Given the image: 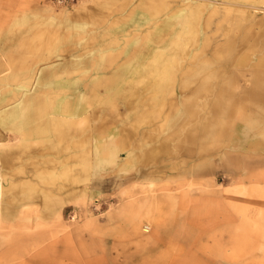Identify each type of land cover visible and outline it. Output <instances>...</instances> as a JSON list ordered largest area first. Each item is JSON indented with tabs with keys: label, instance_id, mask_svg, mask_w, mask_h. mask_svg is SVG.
I'll return each mask as SVG.
<instances>
[{
	"label": "rangeland",
	"instance_id": "1",
	"mask_svg": "<svg viewBox=\"0 0 264 264\" xmlns=\"http://www.w3.org/2000/svg\"><path fill=\"white\" fill-rule=\"evenodd\" d=\"M260 1L0 0V110L23 103L32 117L31 71L11 50L15 20L55 46L37 57L39 76L47 61L60 64L102 41L112 43L93 58L116 56L108 70L124 52L140 57L152 47L155 65L178 62V91L164 96L150 80L158 68L112 84L111 73L87 63L58 71L54 77L74 76L81 85L103 79L98 95L79 93L91 101L74 119L84 130L79 149L67 150L53 132L34 138L0 128L9 229L0 264H264V100L255 82L264 77ZM171 25L182 30L176 42L149 44L158 28L165 33ZM136 77L142 88H133ZM203 84L196 109L183 114Z\"/></svg>",
	"mask_w": 264,
	"mask_h": 264
},
{
	"label": "bare ground",
	"instance_id": "2",
	"mask_svg": "<svg viewBox=\"0 0 264 264\" xmlns=\"http://www.w3.org/2000/svg\"><path fill=\"white\" fill-rule=\"evenodd\" d=\"M225 1H227V0H225ZM260 2H258V3H260ZM238 6H236V7H238ZM243 7H245V6H243ZM244 9H247V8H244ZM104 17H105V15H104ZM14 23H15V25H14ZM22 25H23V23H20L18 20H15L13 22L14 27H12L13 28L12 33H13L14 38H11L12 41H10V42H11L12 46L11 45L10 46H11L12 51H14V52L16 51V53H18L20 55H24V58L22 59V63H23L22 65H24V67H25L24 70H28V71L30 70L31 71V76L33 78L32 89L30 90L32 93L26 95V100L29 99V103H27V105H30L29 109L31 111L32 116L36 120L38 119V122L36 124V128L34 129V131L39 135H45V134H51L52 135V132H53L55 137L57 138V140H59L60 142L61 141L64 142L67 150H70V148H72V147H78L77 149H79V147L82 146V143L84 141L83 135H82V133H84V130L82 127L75 125L74 119L81 116L85 112H87V104L90 103L91 101L84 102V100H82V99L80 100L78 98L79 93L85 94V95H86V93H89L92 96H96V95H98L97 92L100 91L101 85L103 86L104 84L101 83V82H103V79L100 76H98L92 80V84L84 83L83 85H81V84H79L78 79H74L75 78L74 76L67 75L68 77H62V76L61 77L60 76L54 77V75H56L58 71H65V70H68L67 69L68 67H75V66L87 63L88 65L92 66V68L97 67L96 71L98 74L101 72L111 73V76L107 79L108 80L107 82L109 84H112L113 82L118 83L119 81H122L121 78L124 77L125 75L128 76L127 73H129V72L136 74V76L140 79L142 77L147 76L148 74L150 76L149 72L156 71V69L158 68L159 70L155 74L153 79H150L151 81L154 80L153 84L156 87V92H158L164 96L168 93H170L171 95L175 94V92L178 91V88L176 89V91L174 90L175 85L172 83V81H175V78H176L175 77V71L176 70H174V66L177 65V63H178V62H176L177 60L175 61L173 58H171V59L166 58L164 61H161L155 65L153 63L154 62L153 59L157 54V52L155 51V48H157V47H155V48L152 47L150 49L148 48L149 51L147 53H145V54L142 53V55L140 57H138V54L132 55L131 52H128V51L124 52L125 59L121 62V64H119L117 66V68H113L112 70H108L109 68H111L112 65H110V64H112L115 61L116 56L113 57L112 55L105 54L103 56L100 55L96 58H93V56L95 55L94 52H97L96 54L98 55L101 51H103L102 48L106 49L107 46L112 43V42H104V41L100 42L99 47H96L93 50H92V48H94V47L89 48L84 53L78 54L76 56L71 55V56L67 57L65 60H63V62H61L60 64H58V63L56 64V62H52V61H47L43 65V68H42L40 76H39L37 74L36 67L40 63L39 62L40 60L37 57L39 56V54H42L41 52L52 51V49H54L55 46L53 47L50 43L48 44V42L45 41L46 38L44 36H42L39 31H37L36 27L33 26L34 31H32V27L25 29L24 27L22 28ZM170 27L171 28H169L165 33H162L163 29L158 28L154 32V34L148 39L149 44L150 43H158L161 40H163L162 42H165V44L176 42L177 38L179 36H181L182 30L180 29V27L178 28V27H175L174 25H171ZM163 34H165V35H163ZM163 36H165V37L162 38ZM194 39H195V37H194ZM106 40H108V39H106ZM113 40L115 41V39H113ZM135 43H131V44L127 43L128 49H131V47L135 46ZM96 45L97 44H94L93 46H96ZM115 47H118V46H115ZM231 48H232V46H231ZM219 49H221V47ZM132 51H133V49H132ZM180 52H181V50H180ZM42 58L43 59H41V58L40 59L41 60L48 59V57H42ZM98 58H99V60H98ZM244 59H246V57H244ZM137 65L138 66L142 65V66H146V67L144 70L143 69L139 70ZM47 70H49V71H47ZM172 71H173V73H172ZM38 73H39V71H38ZM195 73H196V71H194V69H192V70H190V72L188 74H185L183 76L182 88H185L188 86L189 81H191V79L193 78V75H195ZM151 74H154V73L151 72ZM137 77L134 79V85L139 80V79H137ZM208 78H209V76L207 77V79ZM155 80L157 81V83L155 82ZM141 81L144 82V80H141ZM107 82L105 84H107ZM255 82H256V88L260 93L261 99L264 100V77L261 74H257L255 76ZM148 83H151V82L147 81L146 84H148ZM153 84H152V88H153ZM169 84L172 85V88L170 86V88L168 89L165 86L169 87ZM71 86H78V88L73 89V88H70ZM140 86L142 88V84L140 85V83H138L133 88L138 89V88H140ZM148 86H149V84H148ZM27 87H29V86H27ZM206 87H207V85L203 84L202 87L200 86V88L198 87L196 89L195 94H193V96L189 95V97H191V98L188 99L186 102L184 101L185 104H184L183 114L190 113L196 109V106L193 103V100H194L193 98H197L198 96H196V95L199 94V92L202 91L203 89H206ZM146 88H147V85H146ZM34 89H36L35 92H33ZM21 90H22V88H21ZM51 93L55 94V96L54 95L52 96ZM133 95L135 96L136 93ZM150 97H153V96L150 95ZM4 99H5V97L0 99V101L4 102ZM136 99L137 98H135V99L130 98L129 101L132 102L133 100H136ZM143 105H144V107L148 106L147 101H144ZM24 106L25 105L23 103H16L15 105H12L5 110H0V128L3 127V129H7L8 131L13 132V133L16 132L18 135L22 136L24 130L27 129V127H28L27 125L29 124L28 123L29 120H28L26 114H23V112L25 111ZM232 106H234V104H232ZM154 107H155V105H154ZM218 107H219V105H215L216 109H218ZM26 109H27V107H26ZM177 110H181V108L177 109ZM243 117H245L246 122L249 123L251 126L254 124V121H251L252 118L249 117L248 115L243 116ZM181 118H183V115H181V114L177 115V120L181 119ZM50 128H52V130H51L52 132L50 131ZM199 134L200 133H198V135ZM79 135H80V137H79ZM116 135H118V134H116ZM235 141L237 142V140H235ZM2 143L3 142H1V140H0V255H2V249H3L4 243L6 241V237H7L8 230H9L8 229V210L6 209V206L4 205V201H5L4 197H6V196H4V194L6 192V189L4 188L3 170H2V164H3V157H2V153H1ZM13 161H16V159ZM84 209H85L84 212L87 213V208H83V210ZM0 261H1V256H0Z\"/></svg>",
	"mask_w": 264,
	"mask_h": 264
},
{
	"label": "crops",
	"instance_id": "3",
	"mask_svg": "<svg viewBox=\"0 0 264 264\" xmlns=\"http://www.w3.org/2000/svg\"><path fill=\"white\" fill-rule=\"evenodd\" d=\"M29 124L27 125L28 127H27V129H26V132L25 133H23V134H26V135H28V137H46V136H50L51 134H45V135H39V134H37L35 131H34V129L36 128V124H37V122H38V119L36 120L33 116L32 117H30L29 119ZM50 130H52V128H50ZM25 131V130H24ZM52 132V131H51ZM95 187V186H94ZM99 190H101V189H99ZM98 191V189L96 188H93L92 189V192H97ZM101 193V192H100ZM104 192H102V194H103ZM101 194V195H102ZM98 201V200H97ZM73 213H77L76 212V210H73Z\"/></svg>",
	"mask_w": 264,
	"mask_h": 264
}]
</instances>
